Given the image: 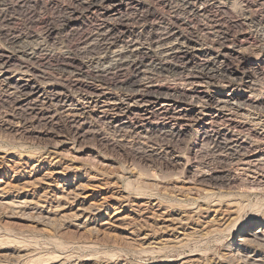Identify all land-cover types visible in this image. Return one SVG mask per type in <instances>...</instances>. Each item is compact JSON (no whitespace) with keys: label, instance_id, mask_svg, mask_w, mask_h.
I'll use <instances>...</instances> for the list:
<instances>
[{"label":"rangeland","instance_id":"obj_1","mask_svg":"<svg viewBox=\"0 0 264 264\" xmlns=\"http://www.w3.org/2000/svg\"><path fill=\"white\" fill-rule=\"evenodd\" d=\"M82 1L93 0H0V264H240L241 225L255 221L251 232L264 237V52L250 40L264 45V2L221 10L204 1L205 17L181 0L96 10ZM124 29L145 66L136 78L131 69L97 78L94 68L123 48L114 40L104 53L97 40ZM240 34L235 55L220 58L226 80L147 67L175 37L220 52ZM262 66L263 88L251 92L243 76ZM246 99L263 109L238 103ZM217 100L237 104L232 120L263 135L253 153L261 167L222 157L213 141L234 130L207 125L228 115ZM175 110L187 118L173 122ZM246 252L264 264V249Z\"/></svg>","mask_w":264,"mask_h":264},{"label":"bare ground","instance_id":"obj_2","mask_svg":"<svg viewBox=\"0 0 264 264\" xmlns=\"http://www.w3.org/2000/svg\"><path fill=\"white\" fill-rule=\"evenodd\" d=\"M110 1L111 0H93L90 2L82 1L81 4L85 8H87L88 10L89 9L96 10V8H94V7H97V5L102 3V2L104 4L106 3L105 6H107V8H109L108 2H110ZM181 1L183 2L182 10L186 11L187 14L192 13L194 15L196 14L199 16L205 15V17H208V15L206 13L207 6L203 4L204 1L211 2V4H216L217 7L221 10L234 9L237 7L241 9V7H239L237 5L242 4V3L245 4L243 6H246L247 9H249L252 6L254 8H257L260 5H262L264 2V0H181ZM195 4H201V5L198 7H195ZM262 14H263V11H262ZM263 16L264 15H259L258 19L262 23H259L258 25L264 27ZM207 19H208L207 21L209 23V26L211 27L208 29H210V30L212 29L213 32L219 31V29H220L219 22L217 20H215L213 17L207 18ZM189 20H191V19H189ZM100 33H102V32H100ZM104 33H105V35L104 34L101 35V39L97 40V43H101V45H102V48H100L99 51L104 49V53H105V51H106L105 48L109 44H112V42L114 40L115 41H117V40L122 41L123 42V46H122L123 48H122V51L120 50V51H117L113 54L111 53L113 60L110 61L111 63L109 62L110 66L108 68L103 67L102 69H99V70L96 69L97 67L94 68L95 69L94 73L96 74L97 78H98V75L100 76V74L101 75L102 74H108V73H111L114 71L115 72H118V71L122 72L125 69L126 70L131 69L132 72L134 73V75L136 74V76H134L136 78L137 75L140 73L139 68L145 66V64L143 63V58H146V56H142V55H146V53L142 52L140 54V57H141L140 61H137V50L136 49L129 50L128 44H130V45L136 44L137 43V37H133V35L129 34V32L125 31V29L124 30H116V31L113 30L112 32L106 31ZM126 36H127V40L125 39L126 40L125 41L124 38H126ZM239 36L240 37H237V38H232L229 40H226V39L223 40L222 43L226 44V46L220 52H218V51H209L208 52V51H205V49H203L202 46H198V45H196V46H198L199 48L196 49L195 46H193L192 44L179 41V38L175 37L174 41L177 43L174 44L173 46L169 45V46L164 47L165 54H163L162 57L160 56V58H158L157 60L154 57L153 58L150 57L149 60H147V67L152 72L158 73V75L164 74V73L168 74V73H172V72L176 73V74H183L184 72H188V74H190L192 76H198V77L201 76V77H204L207 79L220 78V79L226 80L227 77L231 76V75H230V72H229L227 66L224 65V62L221 61L220 58L223 55H233V54L235 55V52L233 51V49L237 48L239 45H241V42L243 40H246L244 34H240ZM160 37H163L162 39H164V40H168V39L172 38L173 35L171 34V31H167L164 34H161ZM250 40L254 43L255 51H258L259 54L261 56H263L264 45L261 44L260 41H257L253 38H251ZM124 51L129 52V54H131V55L126 57L124 55L125 54ZM200 54H203L204 56L201 59L199 58L198 61L195 60V58H198L197 56L201 57ZM173 60H176L175 64L172 63ZM243 78L247 81L246 82V86H248L247 89L250 90L251 92L256 87L263 88V66H262L261 72L259 74H257L255 71L248 70L244 74ZM243 78H242V80H243ZM108 80H110V79H108ZM218 81H219V79H218ZM133 83H135V81ZM108 87H110V86H108ZM113 87H115V86H113ZM115 88H117V85ZM118 88H120V87H118ZM83 89H84V87H83ZM121 90H123V89H121ZM238 103H240L243 106L249 107L251 109H255V110L260 109V107L263 109V102L259 103V102H254V101H250L249 99H246V100H242ZM215 104L218 107H220L219 108L220 111L224 110V111L228 112V115H223L220 118H215V117L210 118L207 125L211 126L212 124L218 123L219 125L229 126L234 130V134L227 136L228 141L221 139L220 138L221 136L220 137L217 136V140L213 141L214 143H217V146L219 147L218 150H220L224 153L223 154L224 156H222V155L221 156L227 160H230V161H233V160H237L239 162L246 161V165H252L253 164V165L261 167L263 165V163H262L263 162V154L261 153V154L255 155L253 153H256L257 149H259L258 145H259V143H262V140H263L262 136L263 135L261 136V134L259 135L254 130H251L248 126L241 125L240 123L238 124L234 120H232V117H230L231 114L234 115V113H236V110L239 109L238 108L239 106L237 107V104H233L232 101L229 102V100L228 101L217 100L215 102ZM151 106H152V104H149V103H147L145 106H143V108H144L143 112H145L146 116H148V114H150L152 112ZM216 109H218V108H216ZM159 110H161V109L159 108ZM116 111H118V110H116ZM124 112H127V111H124ZM121 113H123V112H121ZM185 117L187 118V115L182 114L179 110H175L173 112V114L171 115L170 119L173 122H175L177 120H182V119L185 120L186 119ZM236 132H238V133L243 132L245 135L241 139L238 134H235ZM236 135H238V137ZM250 137L251 138L254 137V138H257L259 140H257V142H254V141L252 142ZM254 163H256V164H254ZM254 222L255 221H250L247 224L246 223L242 224L241 225L242 227L238 230V234L240 235V239L238 240V242H239L238 247L239 248L243 247V249H244L241 251L243 256L242 257L239 256L240 257V261H239L240 264H260V263L263 264V258H260L261 255H259V253L252 256L246 252V250H248L252 246L258 247V248H260V250L264 249V237H263V235L262 236L258 235L259 233L262 232V229H260V227H258L257 231L251 232V225ZM242 235H245L246 237L242 238ZM245 247H247V248H245ZM239 250L237 252L238 254H240ZM254 258H257V259H254Z\"/></svg>","mask_w":264,"mask_h":264}]
</instances>
